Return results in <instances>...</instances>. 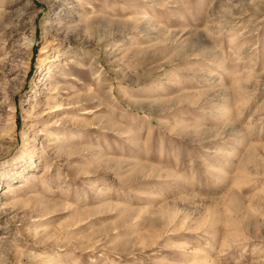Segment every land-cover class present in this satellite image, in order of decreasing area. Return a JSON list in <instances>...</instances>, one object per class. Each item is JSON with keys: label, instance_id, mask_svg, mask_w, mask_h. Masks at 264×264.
Masks as SVG:
<instances>
[{"label": "rangeland", "instance_id": "374dc122", "mask_svg": "<svg viewBox=\"0 0 264 264\" xmlns=\"http://www.w3.org/2000/svg\"><path fill=\"white\" fill-rule=\"evenodd\" d=\"M0 264H264V0H0Z\"/></svg>", "mask_w": 264, "mask_h": 264}, {"label": "bare ground", "instance_id": "6f19581e", "mask_svg": "<svg viewBox=\"0 0 264 264\" xmlns=\"http://www.w3.org/2000/svg\"><path fill=\"white\" fill-rule=\"evenodd\" d=\"M58 107H59V106H54V107H51V106H50V108H51L50 110L53 111V112H58V111H60L61 109H63V108H60L61 106H60L59 108H58ZM53 112H52V113H53ZM232 202H233V201H232Z\"/></svg>", "mask_w": 264, "mask_h": 264}]
</instances>
